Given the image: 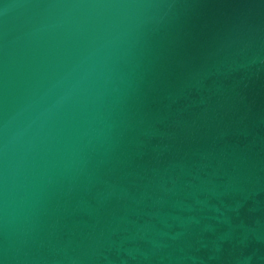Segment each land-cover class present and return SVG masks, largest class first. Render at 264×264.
<instances>
[{
	"label": "water",
	"instance_id": "water-1",
	"mask_svg": "<svg viewBox=\"0 0 264 264\" xmlns=\"http://www.w3.org/2000/svg\"><path fill=\"white\" fill-rule=\"evenodd\" d=\"M0 264H264V0H0Z\"/></svg>",
	"mask_w": 264,
	"mask_h": 264
}]
</instances>
